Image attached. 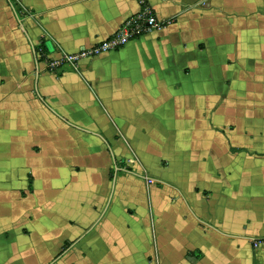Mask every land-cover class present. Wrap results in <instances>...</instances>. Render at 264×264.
<instances>
[{
    "label": "crops",
    "instance_id": "0c3cea01",
    "mask_svg": "<svg viewBox=\"0 0 264 264\" xmlns=\"http://www.w3.org/2000/svg\"><path fill=\"white\" fill-rule=\"evenodd\" d=\"M142 1L163 24L80 71L34 53ZM263 236L264 0H0V264H264Z\"/></svg>",
    "mask_w": 264,
    "mask_h": 264
},
{
    "label": "built area",
    "instance_id": "2783aa9c",
    "mask_svg": "<svg viewBox=\"0 0 264 264\" xmlns=\"http://www.w3.org/2000/svg\"><path fill=\"white\" fill-rule=\"evenodd\" d=\"M163 22V20L156 17L153 7L149 3L142 1L140 8L123 17L119 25L110 35L100 41L90 44V46L84 45L76 50L66 51L56 45V51L58 53L56 57L43 52V49L40 47H38L34 53L39 57L43 56L45 66L49 70L57 69V66L63 64L75 71H80L79 61L81 59L90 58L102 51L115 49L122 45L124 46L130 39L149 33L153 29H157ZM253 243L254 245L264 243V236L263 238H254Z\"/></svg>",
    "mask_w": 264,
    "mask_h": 264
},
{
    "label": "water",
    "instance_id": "95a60500",
    "mask_svg": "<svg viewBox=\"0 0 264 264\" xmlns=\"http://www.w3.org/2000/svg\"><path fill=\"white\" fill-rule=\"evenodd\" d=\"M46 43H47V47H48V49H51L50 41H47Z\"/></svg>",
    "mask_w": 264,
    "mask_h": 264
},
{
    "label": "rangeland",
    "instance_id": "374dc122",
    "mask_svg": "<svg viewBox=\"0 0 264 264\" xmlns=\"http://www.w3.org/2000/svg\"><path fill=\"white\" fill-rule=\"evenodd\" d=\"M8 1H10L11 3H12V2L16 3V1H14V0H8ZM20 264H21V262H20Z\"/></svg>",
    "mask_w": 264,
    "mask_h": 264
},
{
    "label": "trees",
    "instance_id": "16d2710c",
    "mask_svg": "<svg viewBox=\"0 0 264 264\" xmlns=\"http://www.w3.org/2000/svg\"><path fill=\"white\" fill-rule=\"evenodd\" d=\"M42 44H43V45H42V48H44V43L42 42Z\"/></svg>",
    "mask_w": 264,
    "mask_h": 264
}]
</instances>
